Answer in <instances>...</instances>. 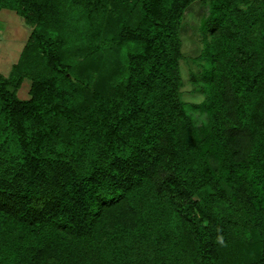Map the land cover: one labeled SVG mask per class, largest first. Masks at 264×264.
<instances>
[{
	"label": "trees",
	"instance_id": "1",
	"mask_svg": "<svg viewBox=\"0 0 264 264\" xmlns=\"http://www.w3.org/2000/svg\"><path fill=\"white\" fill-rule=\"evenodd\" d=\"M193 1L0 0L32 27L0 73V264H264V0H209L200 127Z\"/></svg>",
	"mask_w": 264,
	"mask_h": 264
},
{
	"label": "rangeland",
	"instance_id": "2",
	"mask_svg": "<svg viewBox=\"0 0 264 264\" xmlns=\"http://www.w3.org/2000/svg\"><path fill=\"white\" fill-rule=\"evenodd\" d=\"M209 10V0L191 2L184 11L179 29L182 54L179 59V95L191 115L192 123L198 127L206 122V110L201 105L205 96L202 69L206 60L201 56V52L206 44L205 39L209 36L203 31V22ZM31 28L24 18L19 17L13 10L0 9V73L3 75H9ZM30 83L28 78L22 81L16 90L19 98L29 97Z\"/></svg>",
	"mask_w": 264,
	"mask_h": 264
}]
</instances>
